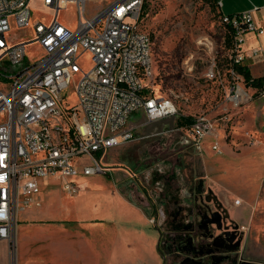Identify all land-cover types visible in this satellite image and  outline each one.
<instances>
[{
  "label": "built area",
  "instance_id": "2783aa9c",
  "mask_svg": "<svg viewBox=\"0 0 264 264\" xmlns=\"http://www.w3.org/2000/svg\"><path fill=\"white\" fill-rule=\"evenodd\" d=\"M42 2L54 16L32 25L30 0H0V243L14 242L17 214L39 195L41 181L56 177L68 194H76V177L108 172V151L136 138V128L127 127L134 113L143 111L153 123L178 112L172 99L144 95L154 78L152 39L139 26L144 0H117L91 19L88 0ZM71 3L79 13L76 29L59 19ZM221 21L234 33L226 99L240 108L253 98L236 69L248 58L244 37L264 29L251 12L221 15ZM14 29L31 30L33 38L15 37ZM33 46L43 54L29 58ZM86 53L89 69L81 65ZM249 59L264 61V52L253 49ZM75 77L77 104L67 105L63 94ZM185 129L197 149L212 131L206 119ZM213 150L219 152L217 144ZM241 203L236 199L233 206Z\"/></svg>",
  "mask_w": 264,
  "mask_h": 264
},
{
  "label": "rangeland",
  "instance_id": "374dc122",
  "mask_svg": "<svg viewBox=\"0 0 264 264\" xmlns=\"http://www.w3.org/2000/svg\"><path fill=\"white\" fill-rule=\"evenodd\" d=\"M115 1L117 0H88L87 19L98 15ZM29 5L32 25L40 22L46 24L52 20L54 13L43 6L42 0H30ZM59 19L70 28L76 29L79 24L77 6L71 3L67 9L61 11ZM139 26L150 35L153 43L154 78L147 83L144 95L172 99L177 106V114L149 123L143 111L134 113L127 127L136 126V138L125 143L150 137L140 140L138 145L131 143L128 153L123 144L108 151L104 163L116 165L119 172L108 171L85 177L79 175L75 179L83 192L76 198L67 196L61 187L63 180L51 177L42 181L45 199L42 197L40 207L30 204L32 216H47L53 220L61 219L66 222L103 219L112 226L109 230L117 233L114 224L128 220L114 213L121 204L113 195L115 192L118 193L116 189L118 182L122 181L121 185L129 186L130 192L136 197L139 194L130 186L135 185L139 179L145 188L142 189V193L147 194L151 175L158 173L159 169L164 172L180 169L184 175L190 176V173L193 176L199 175L200 149L194 145L190 130H186L180 124L181 119L188 117L195 120L206 119L212 128L211 134L202 141L203 144L207 143L208 147V150L203 152V157L207 173L211 177L210 181L216 179L218 183L231 187L234 190L232 194L230 193L232 201L238 196L245 200L256 197L262 178L263 155L257 150L245 156L244 151L254 146L257 131L261 127L262 118L259 112L264 108L259 109L257 104L264 100V89L259 91L244 81L243 84L253 97L250 102L240 108H234L227 101L226 95L231 82L230 71L233 67L232 46L229 43L231 30L222 23L217 5L213 0H144ZM13 31L15 37L28 40L33 38L31 30ZM42 54L37 46H33L29 49L28 57L36 58ZM81 65L85 69L90 68L89 53L83 56ZM260 68L261 65L254 66V74H258ZM16 71L17 69H13L11 72ZM213 71L214 77L211 74ZM75 85L76 77L63 94L67 105L77 104ZM166 126L170 131H164ZM156 133L159 135L151 136ZM214 144L218 145L219 152L213 150ZM143 148L146 151L139 153ZM141 156L145 165L136 161ZM142 164L146 172L140 175L137 172ZM133 174H137L135 181L129 178V175ZM156 180L160 181L161 178H155L151 189L155 194H160L159 189L162 185L161 183L156 185ZM204 187L208 189L211 184L208 182ZM172 190L182 194L176 180L172 183ZM245 204L231 208V212L242 224L244 218H241V215L248 218L250 214V208ZM23 216V212H18V222ZM82 228L92 229L88 225ZM150 228L158 242L160 236L158 228L154 224ZM248 228L245 251L254 260L264 262V208L259 204L255 207L253 222ZM90 232L97 236L102 230L92 229ZM13 243H6L7 252L0 250V264H26L21 258L22 253L20 256L17 254L19 257L16 256ZM46 252L51 254L50 249ZM158 254L160 255V252ZM41 264L54 262L52 258L46 256V260Z\"/></svg>",
  "mask_w": 264,
  "mask_h": 264
},
{
  "label": "crops",
  "instance_id": "0c3cea01",
  "mask_svg": "<svg viewBox=\"0 0 264 264\" xmlns=\"http://www.w3.org/2000/svg\"><path fill=\"white\" fill-rule=\"evenodd\" d=\"M213 1L219 5V12L221 15L230 16L251 12L255 25L264 29V0ZM255 8L258 9L255 10ZM244 40L243 51L248 58L244 61L243 66L249 69L253 78L264 77V61H253L249 59V55L253 49H261L264 52V32L260 35L248 33L245 35ZM257 65H261L260 72L254 74L253 68ZM257 107L259 109L264 108V100L259 102ZM259 114L262 118L261 127L257 131L256 140L253 142L254 146L246 148L244 153L245 156H248L254 151L260 150L264 160V110H261ZM135 127L136 126L131 128ZM140 142V140H137L131 143L138 145ZM131 143H123L127 153L130 151L132 146ZM206 150H208L207 143L203 144L202 142L200 154H198L199 175L193 176L192 173H190V176L187 174L185 175L190 185V188L185 192L189 193L198 180L204 181L205 184L209 182L214 192L224 201V205L234 207L233 201L230 199V195L234 190L226 184L218 183L216 179H211L212 181H210L211 177L207 173L203 157V152ZM143 160L137 159L136 161L144 163L145 165L146 163L145 161L143 162ZM103 164L109 169V172H119V167H115L116 165L104 163V161ZM262 165V178L256 197L252 200H245L239 196L235 198V200L240 199L242 201L241 205L245 204L247 201L245 206L250 208L248 218L241 215V218H244V225L248 224L251 226L253 222V213L255 207H258V204L264 208V161ZM144 169L145 166L142 164L141 169L137 173L143 175L146 172ZM135 175V178H137V174ZM129 178L132 179L133 175H129ZM75 182L77 183L76 179ZM121 184H123L122 181L118 182L116 185L118 193L115 192L113 194L114 198L119 199L121 202V204H119L120 208L115 209L114 213L120 214V216H124L128 220L126 222H117L114 224V226L117 227V233H115L113 228V231L109 230L112 226L103 219L86 222H66L61 219L53 220L50 219L52 217L47 218V216H32L33 213L29 210L31 208L30 205L26 209L19 211L24 213L23 219L20 222H18L17 218L13 236V247L16 256H20V253H22L21 258L26 261V264H41L46 260V256L50 259L52 258L54 264H159L160 255L156 249L158 242L156 235L150 231V227L152 225V219H156L158 224H160L161 218L158 217L157 212L163 208L164 205L160 203L158 206V203H156V205L151 206L150 201L143 193H138L139 195L134 197L129 190V186H123ZM40 185L41 191L39 195L30 199L31 204L38 207H40L42 203V197L45 199V195L42 193V181ZM77 185L79 190L74 195L68 194L63 189L68 197L76 198L82 194L83 189L78 183ZM138 185L142 186L141 180L139 179ZM61 187H63V182ZM221 188H223V190ZM172 192L174 191L172 190ZM241 205H239V207H241ZM84 225L91 226L94 230H102V232L94 236L92 232L89 233L92 229L86 230L82 228ZM47 249H50L51 254L46 252ZM0 250L7 252L6 242L0 243Z\"/></svg>",
  "mask_w": 264,
  "mask_h": 264
},
{
  "label": "flooded vegetation",
  "instance_id": "af4514ba",
  "mask_svg": "<svg viewBox=\"0 0 264 264\" xmlns=\"http://www.w3.org/2000/svg\"><path fill=\"white\" fill-rule=\"evenodd\" d=\"M144 148L139 153L142 154ZM179 170L164 172L159 169L158 173H153L149 180L150 188L145 194L151 206L158 202L164 205L158 212L156 210L161 218L160 224L157 222L155 225L160 233L158 252L162 263L159 264H264L247 255V231L242 229L243 224L231 212L232 207L225 206L212 187L205 189L201 180L186 193L190 185ZM135 177L133 174L134 181ZM157 177L161 178L156 180V185H162L160 194L151 189ZM175 180L182 194L172 192ZM133 187L137 193H142L144 188L138 182Z\"/></svg>",
  "mask_w": 264,
  "mask_h": 264
},
{
  "label": "trees",
  "instance_id": "16d2710c",
  "mask_svg": "<svg viewBox=\"0 0 264 264\" xmlns=\"http://www.w3.org/2000/svg\"><path fill=\"white\" fill-rule=\"evenodd\" d=\"M215 4L219 8V5L217 3H215ZM233 38H234V33L231 31V33L229 35V43L231 46L233 45ZM236 69L238 70V72L240 74L243 75V78L245 79L244 81L247 82L248 84H250V86L257 88L259 91L264 89V77L253 78L249 69L243 65L238 66ZM195 121H196L195 119L188 117V118L181 119L180 124L184 128L191 129V127L195 123Z\"/></svg>",
  "mask_w": 264,
  "mask_h": 264
}]
</instances>
